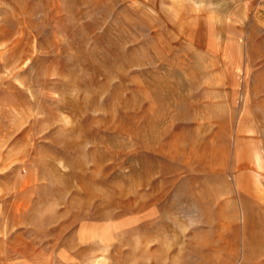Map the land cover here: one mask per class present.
<instances>
[{
  "label": "rangeland",
  "instance_id": "1",
  "mask_svg": "<svg viewBox=\"0 0 264 264\" xmlns=\"http://www.w3.org/2000/svg\"><path fill=\"white\" fill-rule=\"evenodd\" d=\"M0 264H264V0H0Z\"/></svg>",
  "mask_w": 264,
  "mask_h": 264
}]
</instances>
